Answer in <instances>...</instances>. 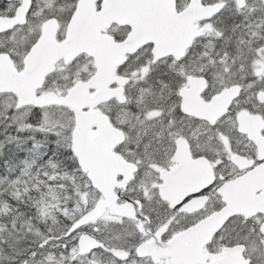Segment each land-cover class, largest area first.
Listing matches in <instances>:
<instances>
[{"label": "flooded vegetation", "instance_id": "flooded-vegetation-1", "mask_svg": "<svg viewBox=\"0 0 264 264\" xmlns=\"http://www.w3.org/2000/svg\"><path fill=\"white\" fill-rule=\"evenodd\" d=\"M203 1L208 3L214 0ZM225 1L224 7L227 9L224 12L220 11L210 20L214 26L216 21L220 22L221 29L224 28V31L222 30L224 37L214 36L215 33L221 34L215 29L210 32L202 31L200 36L193 39L187 49L186 56L187 54L191 55L195 49H204L207 52L213 45L215 52L216 47L220 48V54L226 52L227 48L234 51L232 54H236L237 50L232 49L233 45L229 41L225 43L224 39L231 30L230 25L242 23L239 17L244 16L243 13H240L244 7H239L235 0ZM245 1L247 6L249 0ZM187 2L188 0H176L177 9L183 8ZM234 19H236L235 22H233ZM204 22L205 20L199 21V25ZM166 60L168 62L198 63V67H181L179 68L181 71H179L174 65H148L144 61H136L132 56L117 68V73H123V71L130 73L135 70L139 72V75L146 70L148 65L152 75L164 71L171 75L174 80L168 85L169 90L173 89L174 84L179 81V84L176 85L177 91L180 88H186L188 75H202L207 80L200 91L204 101H208L224 86L217 89L212 82L213 77L218 79L224 74L219 69V66H222L220 62L216 63L219 67L217 68L215 64L208 62V59L205 58L183 57L175 60L165 57L161 61L165 63ZM231 62L230 59L228 65H223V69L231 67ZM239 75L238 73L237 77L230 82V84L240 85L241 91L238 97L232 102L227 112L214 121L202 117L203 115L187 113L178 104L172 105V103L150 108L139 104L126 107L122 105L125 112L121 111V107H118L109 113L114 126L122 129L127 137L123 144L117 145L114 149L126 162L131 163L127 164L126 168L135 165L130 168L133 169L132 173L129 172L130 169L127 170L121 165L123 175L126 172L125 176L129 178L125 180L124 190L115 195V201L117 204L131 203L130 211L132 212L136 211V207H139V212L142 215L128 217L105 210L100 218L92 221V224H86L70 234L67 233L69 228L65 225V231L49 235L48 239L42 243L40 239H35L32 244L35 255L28 256L24 254V249L20 250L22 254L20 263H26L27 260L28 264H108L106 258H109L114 263L120 264L121 261L114 257L105 247L106 245L125 249L128 252L126 264H152L150 257L139 258L136 256L135 248L139 243L151 238L154 234V239L165 244L175 233L220 209L224 205L225 199L219 189L232 178L246 173L254 176L252 181L258 179L257 184L238 188L242 195L237 198H241L242 202L253 204L255 207H247V214L230 215L224 225L212 234L206 245L211 255L205 264H226V262L228 264H264V97L257 95L258 98H249V86L242 82L243 80L249 81L244 76L253 75L247 62H245L244 72L242 71ZM260 76H264V70L260 71L258 77ZM154 78L156 79V75ZM127 85L128 83L125 85V92ZM110 105L112 107V104ZM240 111H246L244 132L239 131L236 122ZM148 114L153 117L147 118ZM150 119L153 121L142 122ZM150 139H154V142ZM158 140L161 141L160 148L154 149L153 146ZM148 142H151V145L146 149ZM237 156L242 159L233 160ZM4 158L0 160V165L4 161L10 160L9 157L7 160H3ZM59 158L63 163L67 161L63 156H59ZM67 158L70 160L69 156ZM204 162H207L208 166H204ZM64 165L70 168L73 162L71 161V164L64 163ZM174 166L177 168H173ZM66 167L63 172L67 171ZM209 171L212 172L210 182L200 186L191 183V178L202 174L208 176ZM164 176L173 183L166 186L167 191H176V194H166L165 197L160 194L159 185L164 182ZM172 176L177 177L178 181L182 180L175 184ZM121 178L122 175L118 173L116 185L111 191L117 190ZM25 183H27L25 187L28 191L34 188L33 183ZM91 190L95 191L97 196L90 199L89 202L85 201L87 204H91L93 200L100 197L95 188L91 187ZM76 203L78 202L75 201ZM140 220L148 221L146 226H143ZM139 224H141L143 232L138 231ZM68 225H70V221ZM98 226L104 229L113 226L119 233L123 232L125 235H121L119 240L117 236L112 235L111 230H108L106 234ZM81 230L92 234L104 245H98L89 252L81 253L77 248V236ZM48 241L65 251L59 254L48 253L47 256V253L43 252V248L44 244L48 245ZM226 246H234L235 253L230 251L229 257L225 258L218 256V253ZM12 247L16 251L10 249ZM22 247H24L23 241L19 243L10 241L5 253L7 256L5 264L17 262V250ZM233 254L235 258L232 256ZM161 262L164 263V261Z\"/></svg>", "mask_w": 264, "mask_h": 264}, {"label": "water", "instance_id": "water-1", "mask_svg": "<svg viewBox=\"0 0 264 264\" xmlns=\"http://www.w3.org/2000/svg\"><path fill=\"white\" fill-rule=\"evenodd\" d=\"M139 2L140 0H103L102 8L97 12L94 7V0H80L68 22L64 39L55 41L53 34L46 32L43 28L42 32L47 37L40 38L41 43L28 54L26 66L22 72L17 73L10 70L9 65L0 62V90L14 91L19 97V103L33 102L40 105L46 102H57L71 106L76 118V127L72 134V148L78 155L81 164L82 161L95 162L101 157L108 156L105 150H94L93 148V144L100 140V135L89 136L84 130L92 122V119L98 120L102 115H98L97 112L91 114L90 110L82 111V108L94 106L113 96L121 97L122 89L110 88L109 84L113 81H121L114 77L113 70L117 64L122 62L124 54L134 51L145 42H153L152 49L157 56L168 53L177 56L176 53L182 50L197 34L194 24L197 18L209 16L220 7V3L211 6L202 5L201 0H190L185 9L177 12L174 0H144V5L146 6L147 3L148 9L137 12ZM132 5L136 6L131 8L132 11L127 15L118 16L117 10H127L128 12V8ZM24 10L25 1L18 7L14 19L18 20ZM110 20L130 24L132 29L128 34L129 38L127 37L124 42L115 43L112 37L101 33ZM8 22L10 21L2 19L0 25L6 26L5 24ZM80 52L92 56L96 67V72L87 81L77 82L67 95L61 98L56 97L53 93L39 98L34 96L35 88L39 85L43 75L52 69L56 60L63 57L68 62ZM89 87L93 88L92 93L87 92ZM229 91L230 89H226L218 95L223 94V97L217 98L214 107L224 108L226 106L229 101L226 98L230 94ZM238 122L239 129L245 130V120H238ZM112 160L109 168L117 166L115 159ZM100 180L106 182L104 179ZM102 210L103 206L97 205L75 225L85 218H95ZM229 214L230 212L224 210L221 217L225 218ZM214 218L217 219L216 224L223 221L219 214ZM213 219H205L201 224L210 226V223H214ZM196 227L189 228L187 231L174 236L172 242L175 243V250H179V252H177V262H173V264H195L200 258L203 260L206 257L201 254V246L207 236L193 240L192 232ZM216 227L217 225L212 228ZM203 233H205L204 229H200L199 234L201 235L199 236L202 237ZM188 234H190L191 240ZM185 235H188V238L182 244L180 241ZM80 244L86 250L93 246L91 239L86 235L81 237ZM112 251L120 258L127 256L122 249L114 248ZM155 252L148 242L140 244L137 248L139 256L161 255V251ZM232 256L235 258L234 254ZM154 260L157 261L158 259L154 258Z\"/></svg>", "mask_w": 264, "mask_h": 264}, {"label": "rangeland", "instance_id": "rangeland-1", "mask_svg": "<svg viewBox=\"0 0 264 264\" xmlns=\"http://www.w3.org/2000/svg\"><path fill=\"white\" fill-rule=\"evenodd\" d=\"M62 5H68V2H63ZM11 4H7L4 1L0 0V7L8 8ZM38 14H44V10L41 8H38ZM243 14L245 15L242 17V23H233V25H230V32H228L227 37L224 39L225 43L232 44L236 47V54L234 55L231 60H238L240 61V64L236 67L234 70L235 73H237L240 70L244 72L245 70V63L242 62V60L245 59V57H249L251 59L249 63V68L253 73H260L261 70H264V17L261 18L260 16H264V6L260 0H249L248 5L246 8L243 9ZM223 20V19H222ZM236 19L233 20L235 22ZM247 26V29H245ZM218 34V33H217ZM7 42L5 38H0V45H6ZM243 44V47H242ZM12 46L16 49L15 53H20V51L24 48V41L22 39H18L15 41ZM251 49V50H248ZM253 50V51H252ZM246 54V56H244ZM74 64L75 69V75L76 77H79L81 75H88L93 72V67L91 60H89L87 57H81L79 60H77ZM240 72V71H239ZM66 73V72H65ZM67 74V73H66ZM159 76V75H158ZM162 76H159L156 78V80L159 82L161 89L165 87L166 85L163 84V81L160 79ZM170 78L171 80L169 84L174 80L171 75H167V78ZM168 84V85H169ZM219 83H216L214 81V86H217ZM66 87V86H65ZM65 87L63 89H65ZM139 92L136 94V100L138 104H142L144 102V92L145 88L144 86L140 87ZM170 91L168 90V93ZM147 95H150L154 99H160L164 96H158L157 91L152 94L149 90L146 92ZM168 96V94H167ZM16 105L15 99L4 95L0 97V115H3L6 113V110L10 108L13 105ZM29 110L21 111L18 110L14 113V119H11V122L17 121H24L27 117ZM21 119V120H20ZM44 123L50 127H58L60 128L58 132L65 133V130H68V128L71 126V115L70 112L66 109L62 108H54V109H48L44 113ZM70 130V129H69ZM6 137V138H5ZM0 141H7V136H5ZM152 142H154V139H150ZM58 142V140H57ZM5 143V142H4ZM161 141L158 140V142L153 146L154 149L160 148ZM58 146V143H56ZM151 145V142L146 143V149H148ZM2 145H0L1 148ZM15 182L8 178L3 179L0 177V202L2 201L1 194L2 190L6 189L7 187L13 185ZM35 188V187H34ZM33 188V189H34ZM4 204L0 205V208H4L5 211L7 208H10V203L7 201H3ZM80 209V206H76L75 211H71L72 215H75L77 213V210ZM65 212H68L67 210H64ZM10 217V221H12L10 226H7L8 231H0V233H6L9 237V239L13 242L22 241V238L27 240H33L35 237H40L44 235V232H40L37 230V228H32L28 222L32 223L29 220H24L22 218V213H9L8 215ZM20 226V228H18ZM112 231L113 236H117L120 240L121 235H125V233L121 232L119 233L115 227L111 226L109 228ZM21 234V237L18 235ZM27 244L24 245L19 250L26 249ZM108 264H118L114 263L109 258H106ZM120 264H126L120 263Z\"/></svg>", "mask_w": 264, "mask_h": 264}, {"label": "trees", "instance_id": "trees-1", "mask_svg": "<svg viewBox=\"0 0 264 264\" xmlns=\"http://www.w3.org/2000/svg\"><path fill=\"white\" fill-rule=\"evenodd\" d=\"M163 76L162 78L160 77V79L163 81V84L164 85H166L165 87H163L162 89H161V86H160V84H159V87H158V90H157V94H158V96H164L165 95V93L166 94H168V88H169V86H168V84H169V82L171 81V80H169L170 78L168 77H165V76H167L168 75V73L166 72V71H164V72H160V73H157L156 74V78H158L159 76ZM164 97H166V95L164 96ZM3 142H1L0 141V145L2 144ZM3 160H7V157H5ZM2 160V161H3ZM7 161H10V160H7ZM29 192H31V193H35V191H34V189H32L31 191H29ZM21 198H26V194L24 195V197H21Z\"/></svg>", "mask_w": 264, "mask_h": 264}, {"label": "bare ground", "instance_id": "bare-ground-1", "mask_svg": "<svg viewBox=\"0 0 264 264\" xmlns=\"http://www.w3.org/2000/svg\"><path fill=\"white\" fill-rule=\"evenodd\" d=\"M231 22H232V21H231ZM229 25H230V24H229ZM219 46H220V45H219ZM221 46H222V45H221ZM233 52H234V51H233ZM233 52H232V53H233ZM244 56H246V54H245ZM239 64H240V63H239ZM155 75H156V74H155ZM168 89H169V88H168ZM139 90H140V88H139ZM169 91H170V90H169ZM138 92H139V91H138ZM169 93H170V92H169ZM169 93H168V95H169ZM165 95L167 96L166 93H165ZM165 95H164V96H165ZM20 120H21V119H20ZM5 138H6V137H5ZM56 146H57V145H56ZM29 240H30V239H29ZM23 243H24V242H23ZM9 263H10V262H9Z\"/></svg>", "mask_w": 264, "mask_h": 264}]
</instances>
